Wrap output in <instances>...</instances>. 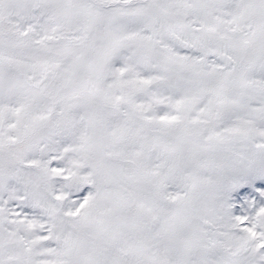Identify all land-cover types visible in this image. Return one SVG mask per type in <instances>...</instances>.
<instances>
[{"label":"snow or ice","instance_id":"6c2138e0","mask_svg":"<svg viewBox=\"0 0 264 264\" xmlns=\"http://www.w3.org/2000/svg\"><path fill=\"white\" fill-rule=\"evenodd\" d=\"M0 264H264V0H0Z\"/></svg>","mask_w":264,"mask_h":264}]
</instances>
